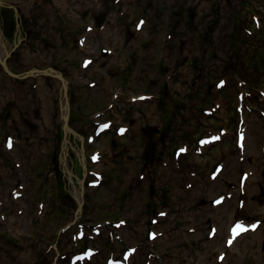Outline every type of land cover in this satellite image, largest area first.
<instances>
[{"label": "rangeland", "instance_id": "rangeland-1", "mask_svg": "<svg viewBox=\"0 0 264 264\" xmlns=\"http://www.w3.org/2000/svg\"><path fill=\"white\" fill-rule=\"evenodd\" d=\"M0 57V264H264V0H0Z\"/></svg>", "mask_w": 264, "mask_h": 264}, {"label": "bare ground", "instance_id": "bare-ground-1", "mask_svg": "<svg viewBox=\"0 0 264 264\" xmlns=\"http://www.w3.org/2000/svg\"><path fill=\"white\" fill-rule=\"evenodd\" d=\"M2 46V45H1ZM0 64L2 65V67H3V69L8 73V71H9V69L7 68V66H6V63H5V61H4V59H2L1 57H0ZM12 73V72H11ZM9 75H11V74H9ZM11 76H13V77H16V78H18L17 77V75L16 74H13L12 73V75ZM46 76V75H45ZM54 77H56L57 79H59L60 81H61V89H64V93H63V96L64 95H66L67 94V92L65 91V90H67L68 88H67V81H66V79L62 76V74L60 73V71L59 72H57L56 74H54ZM62 79V80H61ZM51 87H53V88H57V87H55V86H51ZM57 90H59V89H57ZM136 98H138V97H130V98H126L127 100L129 99L131 102L134 100V99H136ZM65 102V101H64ZM114 104H115V102H113ZM63 106H64V104H63ZM67 108L68 106H64V108ZM43 117L45 118V119H47L46 121L48 122V121H50L51 122V119H50V110L49 111H47V112H43ZM60 117L61 118H63L64 117V111L63 112H61L60 113ZM50 119V120H49ZM54 120L56 119V117L54 116V118H53ZM63 122H64V120H63ZM64 126H65V128L67 129V128H70L69 126H68V120L65 122V124H64ZM67 131H73L72 129H68ZM74 134H75V132H74ZM95 156L97 157L96 159H97V161H96V163H100L101 162V155H100V153L98 152V153H96L95 154ZM63 159H65V157L63 158ZM65 162H66V160H65ZM66 164V163H65ZM64 164V166H67V165H65ZM83 166V168H84V171H82V173H83V175H84V173H85V170L87 169V167L83 164L82 165ZM67 173H68V175H70V172L67 170ZM180 189H178L177 190V192H176V194H177V196H180V195H182V193L179 191ZM76 197H79L78 195H76ZM262 210H264V207H262L261 208ZM232 225H229L228 226V228L226 229V232H225V234L223 235V237L225 238L224 239V242H223V244L221 243H216L219 247H222L223 248V250L222 251H225V250H227V252H225V254L227 253H232L233 251H231L232 250V248H234L235 247V244L236 243H238V241L241 239V237L242 236H244V235H247V234H244V233H246L247 232V230H249V227H247V226H240L241 228H243L244 230L243 231H240L238 228H237V226L235 227V229H236V234H234V232H233V230L230 228ZM262 232V231H261ZM260 232V229H256L255 230V232H254V234H255V237H254V240H251V242L249 241L246 245H247V247L248 248H251V244H258L259 242H260V240H261V233ZM157 235V234H156ZM155 235V236H156ZM225 235H226V237H225ZM179 236H182V234H180L179 232H175V234L173 233L172 234V238H175V239H177V242H179ZM156 238H157V236H156ZM231 240V243H229V241ZM232 259L233 258H229V257H227V256H224V257H220L219 258V261H213V260H210V261H208L209 263H217V262H219V264H254L255 262H256V260H254V259H249V258H247V259H242V261L241 260H239V259H233L234 261H232ZM108 260V259H107ZM106 260V261H107ZM121 262V261H120ZM118 264H124V263H118Z\"/></svg>", "mask_w": 264, "mask_h": 264}, {"label": "flooded vegetation", "instance_id": "flooded-vegetation-1", "mask_svg": "<svg viewBox=\"0 0 264 264\" xmlns=\"http://www.w3.org/2000/svg\"><path fill=\"white\" fill-rule=\"evenodd\" d=\"M49 71H50V73L47 75L48 77H49V79H50V83H54V85L53 86H55V87H57V88H52V90H50V93H51V95H53V93H55V94H57L58 95V93H60L61 95H62V91H64V89H61V81L59 80V79H57L56 77H54V76H52V75H54L53 73H52V68L51 67H48L47 68ZM59 72V71H58ZM60 73L62 74V76L65 78V76L67 77V71L62 67V69H61V71H60ZM66 79V78H65ZM66 81H67V79H66ZM60 86V87H59ZM67 87H69L68 86V84H67ZM59 88V90H60V92H59V90H56V89H58ZM56 90V91H55ZM68 90V89H67ZM69 91V90H68ZM118 99H121V97H119ZM126 103L125 104H123V106L125 107H129V106H131V105H133V104H136V101H140L141 102V104H143L141 107L142 108H139V112H135L134 110L130 113V114H128V117H127V120H125V128H126V134H130V133H132V132H139V131H142V133H144L143 131H146L147 132V124H145V123H147V117H146V113H145V106H144V101L143 100H141V99H138V98H136L134 101H130L129 99L127 100V99H125L124 100ZM115 105H118L117 104V102L115 103ZM69 107H70V105H69ZM117 108V107H116ZM70 111V110H69ZM104 114L106 113L105 111L103 112ZM126 114V113H125ZM56 115H58L57 113H55L52 109H50V119L52 120L53 119V117L54 116H56ZM69 115V114H68ZM69 117H70V120H69V122H71L72 123V125L74 126V127H72V128H74L75 129V131L77 132V133H79V131L80 132H83V130H84V128L82 127L81 129H80V127H81V123H82V121H81V117H78L77 116V114L74 112V113H72V115L71 116H68V119H69ZM59 118L60 119H62V126H61V128H60V130L63 132V135H64V133H65V131H66V128H65V126H64V122H63V118H61L60 116H59ZM113 126H114V124H115V121H112V123H111ZM53 126V125H52ZM68 126H69V123H68ZM113 128V127H112ZM78 130V131H77ZM113 130H114V128H113ZM115 131V130H114ZM73 135H74V133H73ZM89 173V175H90V173H92L93 174V172H88ZM89 185V184H88ZM80 189H82V186L80 187Z\"/></svg>", "mask_w": 264, "mask_h": 264}, {"label": "water", "instance_id": "water-1", "mask_svg": "<svg viewBox=\"0 0 264 264\" xmlns=\"http://www.w3.org/2000/svg\"><path fill=\"white\" fill-rule=\"evenodd\" d=\"M8 73L12 75V73H11L10 71H8ZM28 73H33V74H44V73H46V72H45V70H43V71H41V70H33V71L28 72ZM24 75H25V74H24ZM24 75H21V76H24ZM17 77H19V75H17ZM64 100H65V105L68 106V100H66V95H65V99H64ZM66 109H68V111H69V108H68V107H67ZM68 111L64 113V117H63L64 124H65V122H66L67 119H68ZM67 129H70V128H67ZM78 204H79V206H81V205H82V201H79ZM64 230H65V228H64Z\"/></svg>", "mask_w": 264, "mask_h": 264}, {"label": "snow or ice", "instance_id": "snow-or-ice-1", "mask_svg": "<svg viewBox=\"0 0 264 264\" xmlns=\"http://www.w3.org/2000/svg\"><path fill=\"white\" fill-rule=\"evenodd\" d=\"M105 127H107V125H105ZM123 131V130H122ZM11 146V142H9V147ZM95 159V157H94ZM217 203H219V201H217ZM237 228L240 230V231H243L244 229L241 228L239 225H237ZM234 234H236V229L233 230ZM229 243H231V240L229 241Z\"/></svg>", "mask_w": 264, "mask_h": 264}]
</instances>
